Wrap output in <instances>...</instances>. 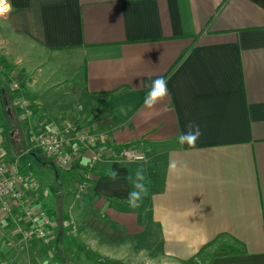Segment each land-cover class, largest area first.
Returning a JSON list of instances; mask_svg holds the SVG:
<instances>
[{
  "label": "crops",
  "instance_id": "obj_1",
  "mask_svg": "<svg viewBox=\"0 0 264 264\" xmlns=\"http://www.w3.org/2000/svg\"><path fill=\"white\" fill-rule=\"evenodd\" d=\"M8 2L3 42L13 57L23 45L38 53L14 75L33 104L28 131L73 125L103 133L107 148L145 154L120 166L104 156L92 174L93 205H111L106 210L116 216V205H128L126 178L143 167L149 191L142 205L156 209L158 257L182 262L202 251L210 264H264V0ZM149 77L167 79L170 92L153 109L143 107L141 81ZM188 121L203 132L194 149L176 139ZM7 149L4 143L2 156L12 163ZM110 168L118 182L108 180ZM19 170L43 186L34 180L27 199L48 209L44 180ZM118 220L131 226L128 213ZM23 243L0 225V264H35L16 252ZM221 247L233 251L216 256Z\"/></svg>",
  "mask_w": 264,
  "mask_h": 264
},
{
  "label": "rangeland",
  "instance_id": "obj_2",
  "mask_svg": "<svg viewBox=\"0 0 264 264\" xmlns=\"http://www.w3.org/2000/svg\"><path fill=\"white\" fill-rule=\"evenodd\" d=\"M22 47L13 57L12 47L3 42L0 36V109L4 120L0 132L3 144H6L9 152L6 157L10 156L15 160L17 169H30L37 178L41 177L45 183L43 185H47L52 193L51 205L47 204L48 209L42 208L53 213L54 226L51 228L53 240L48 245L39 240L28 241L20 244L16 252L33 257L35 264H210V257L205 256L206 253L203 254L202 251L191 260L182 262L179 259L158 257L157 224L153 221V218H156L155 208L151 205H141L132 209L128 205H116L117 209H112L111 212L117 215L109 214L106 208L111 205H93L95 195L91 179L95 165L88 167L84 165L87 160L82 159L83 164L68 172L63 171L44 151L34 146L32 131L26 128L29 127L27 118L32 114L23 115L9 100L13 92L10 85L12 80L18 82L21 93H25L22 79L17 80L14 77L17 73L15 69L31 68L29 57L37 53L32 48L27 49L26 45ZM74 132V129H71V133ZM124 146L137 150L130 145L112 146V154L108 153L106 157L112 156L116 166L134 162L125 161L118 155L116 149ZM37 172H40V175ZM29 175L31 174H28V177ZM35 181L43 187L39 181ZM151 211L154 212L153 217ZM123 212L128 213V221L131 223L127 228L118 220ZM143 227L146 232H143ZM110 233H115L119 241L110 242ZM125 235L128 240H122Z\"/></svg>",
  "mask_w": 264,
  "mask_h": 264
},
{
  "label": "built area",
  "instance_id": "obj_3",
  "mask_svg": "<svg viewBox=\"0 0 264 264\" xmlns=\"http://www.w3.org/2000/svg\"><path fill=\"white\" fill-rule=\"evenodd\" d=\"M10 85L13 91L9 99L10 104L18 108L23 115L30 116L33 104L21 93L18 82L12 80ZM71 129L75 132L70 133V136L67 133L71 131L66 133L40 130L32 136L33 144L44 151L56 166L67 172L83 164L81 160L85 151L90 153L84 164L88 167L103 162L106 153L112 154L111 147L106 148L103 133ZM2 145L0 132V225L11 236H17L25 241L39 240L48 245L53 240L51 232L54 226L53 218L45 209L35 207L26 197V191L38 188V184L21 173L16 162L8 163L2 158ZM116 151L125 161L141 162L137 161L136 157L143 153L131 147L124 146Z\"/></svg>",
  "mask_w": 264,
  "mask_h": 264
},
{
  "label": "clouds",
  "instance_id": "obj_4",
  "mask_svg": "<svg viewBox=\"0 0 264 264\" xmlns=\"http://www.w3.org/2000/svg\"><path fill=\"white\" fill-rule=\"evenodd\" d=\"M12 11V5L8 0H0V17L7 16ZM141 85L147 88V91L143 97V107L145 109H153L157 104L162 103L167 97L170 96L168 81L164 77H157L151 79L149 77L147 83L141 81ZM203 132L199 124L194 121H188L185 124V131L180 132L177 136V142L181 146H187L189 149H194L197 145V141L201 138ZM146 158L143 154L137 155V161H143ZM177 165L175 162L170 163L169 170L173 173L176 172ZM110 182L119 181V172L113 168L108 169L106 173ZM131 185L126 198V203L132 209L139 208L144 198L148 195L147 177L143 167H138L134 173V176H128L126 178Z\"/></svg>",
  "mask_w": 264,
  "mask_h": 264
},
{
  "label": "trees",
  "instance_id": "obj_5",
  "mask_svg": "<svg viewBox=\"0 0 264 264\" xmlns=\"http://www.w3.org/2000/svg\"><path fill=\"white\" fill-rule=\"evenodd\" d=\"M9 99H10V96H9ZM49 216L52 217V212H47ZM233 250L230 248V247H221V249L215 253L216 256H224V255H227L229 254L230 252H232Z\"/></svg>",
  "mask_w": 264,
  "mask_h": 264
},
{
  "label": "water",
  "instance_id": "obj_6",
  "mask_svg": "<svg viewBox=\"0 0 264 264\" xmlns=\"http://www.w3.org/2000/svg\"><path fill=\"white\" fill-rule=\"evenodd\" d=\"M3 101H4V104H6L5 98L3 99ZM7 111H9V109H7Z\"/></svg>",
  "mask_w": 264,
  "mask_h": 264
}]
</instances>
